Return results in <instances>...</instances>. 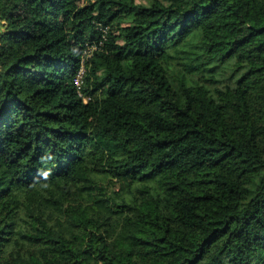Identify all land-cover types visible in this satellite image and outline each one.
Returning <instances> with one entry per match:
<instances>
[{"label": "trees", "instance_id": "1", "mask_svg": "<svg viewBox=\"0 0 264 264\" xmlns=\"http://www.w3.org/2000/svg\"><path fill=\"white\" fill-rule=\"evenodd\" d=\"M0 264H264V0H0Z\"/></svg>", "mask_w": 264, "mask_h": 264}, {"label": "built area", "instance_id": "2", "mask_svg": "<svg viewBox=\"0 0 264 264\" xmlns=\"http://www.w3.org/2000/svg\"><path fill=\"white\" fill-rule=\"evenodd\" d=\"M99 29L102 31V38H105L106 28L100 27ZM101 44H102L101 41H99V43H97V44L88 43V42L85 43L84 49H83V56L81 59V68L79 69V71L76 75V78H75V81H76L78 86L80 84L79 83L80 78L82 77L83 72H84L85 61H88V59L93 55L94 51L98 50L100 48ZM80 95H82L81 92H80ZM86 100H87V98H84V101H86Z\"/></svg>", "mask_w": 264, "mask_h": 264}, {"label": "clouds", "instance_id": "3", "mask_svg": "<svg viewBox=\"0 0 264 264\" xmlns=\"http://www.w3.org/2000/svg\"><path fill=\"white\" fill-rule=\"evenodd\" d=\"M41 161H42V162H46V158H45V157H42V158H41ZM41 175H42V177L44 178V180L46 181L47 178H48L49 175H50V171H43V172H41ZM41 187H42V188H47V187H48V184H47V183H43V184H41Z\"/></svg>", "mask_w": 264, "mask_h": 264}, {"label": "rangeland", "instance_id": "4", "mask_svg": "<svg viewBox=\"0 0 264 264\" xmlns=\"http://www.w3.org/2000/svg\"><path fill=\"white\" fill-rule=\"evenodd\" d=\"M137 3H140V4H147L148 3V0H135Z\"/></svg>", "mask_w": 264, "mask_h": 264}]
</instances>
